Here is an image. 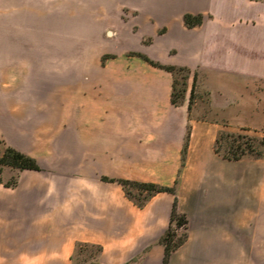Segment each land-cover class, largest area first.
I'll return each instance as SVG.
<instances>
[{
  "label": "crops",
  "instance_id": "obj_1",
  "mask_svg": "<svg viewBox=\"0 0 264 264\" xmlns=\"http://www.w3.org/2000/svg\"><path fill=\"white\" fill-rule=\"evenodd\" d=\"M105 3L111 47L73 53L69 33L57 60L54 35L25 30L24 0H0V141L40 167L1 171L0 264H76L83 247L93 264H163L176 196L187 236L166 264H264V146L239 159L215 149L227 126L264 127V0ZM138 52L188 68L177 104L174 72ZM225 101L258 121L233 122ZM125 179L176 194L138 204Z\"/></svg>",
  "mask_w": 264,
  "mask_h": 264
},
{
  "label": "rangeland",
  "instance_id": "obj_2",
  "mask_svg": "<svg viewBox=\"0 0 264 264\" xmlns=\"http://www.w3.org/2000/svg\"><path fill=\"white\" fill-rule=\"evenodd\" d=\"M105 2L106 0H39L37 4V0L33 2L32 0H24L25 21L34 17V24L25 23V30H31V27H33L35 31L38 28L41 33V38L47 34L50 37L54 35L57 60L62 58L64 39L66 37L67 42L69 33L71 35L73 53L75 51L77 53L79 49L83 48L87 50L90 58L94 57L104 49L110 48L112 44L110 34L106 32L110 28L104 26L102 17L105 14L109 15L113 9L107 7ZM35 16L39 17L38 22H35ZM81 16H92L94 22L92 24L81 23ZM96 18L99 19L98 23H96ZM89 27L93 30L89 31ZM184 73L185 70L176 73L179 83L178 87L181 86L183 80L182 75ZM210 80L214 85L222 83L220 77L216 75H210ZM217 103L220 105L222 102ZM221 106L218 108L219 111H222L233 122L248 121V123L253 124L260 117V112L252 109L250 104L237 107V104H231V101L227 104L225 101L224 106ZM225 129L235 133H248L256 138L254 141L256 148H262L264 146L260 142V139L264 137V127L259 129L250 125H243L227 126ZM225 145H227V142H225ZM2 150L3 145L0 144V153ZM131 186L129 187L131 188ZM95 254V247H83L82 254L77 256L76 264H93L92 259Z\"/></svg>",
  "mask_w": 264,
  "mask_h": 264
},
{
  "label": "trees",
  "instance_id": "obj_3",
  "mask_svg": "<svg viewBox=\"0 0 264 264\" xmlns=\"http://www.w3.org/2000/svg\"><path fill=\"white\" fill-rule=\"evenodd\" d=\"M203 19H204V15L201 13L194 14L191 12H186L184 14V20L186 24L189 26L192 25L195 26L197 24H200L203 22ZM137 54L145 57L147 60H149L151 63L155 64L156 66L164 67L174 72L175 81L173 86L172 99H173V103L177 104L183 98L184 95L185 86L188 77V68L186 66H176L174 64H166L160 61H156L155 59L149 57L148 55H145L140 52H138ZM183 70H185V73L182 75L183 80L181 82V86L178 87L179 83L176 77V73L178 71H183ZM196 81H197V77L195 76L194 86H196ZM194 86L192 87L189 108H191V105H193L194 102ZM188 137H189V131L187 134L186 143L184 144L183 147L184 160L186 155V145L188 143ZM229 137H231V139H229ZM255 139L256 138L254 136L249 135L248 133H243V132L235 133L223 128L219 131L217 135L215 149L217 152L221 153L225 157H228L229 159H239L246 154L260 155L262 153V148L255 147V143H254ZM225 142H227V145H225ZM260 142L264 144V137L260 139ZM0 144H2L1 141ZM4 167H10L19 170L40 169L39 165L37 164V161L33 157L26 155L22 152H19L10 146H5L2 152L0 153V173ZM14 182L15 181L13 179L7 182L6 184L11 185ZM119 182L123 185V187L124 186L126 187L127 192L132 196L134 195L129 186L132 185V187H136L138 189V194L136 197L137 199L136 201L138 204L144 203V201H146L151 194L158 191L168 190L176 194L175 186H171V185L153 183L152 181H133V179L119 180ZM177 201L178 198L176 196L175 201H173L170 224L168 225L166 231L164 232L162 238L160 239L165 244V248H166L165 259H163L164 262L163 264H166L167 259H169L172 250L175 249L183 240H185L187 236L186 227L189 219L186 213L180 212L177 209Z\"/></svg>",
  "mask_w": 264,
  "mask_h": 264
},
{
  "label": "water",
  "instance_id": "obj_4",
  "mask_svg": "<svg viewBox=\"0 0 264 264\" xmlns=\"http://www.w3.org/2000/svg\"><path fill=\"white\" fill-rule=\"evenodd\" d=\"M108 33H110V31H108Z\"/></svg>",
  "mask_w": 264,
  "mask_h": 264
}]
</instances>
